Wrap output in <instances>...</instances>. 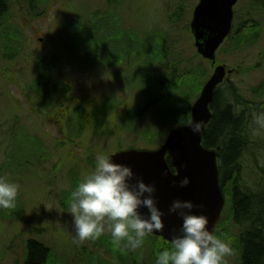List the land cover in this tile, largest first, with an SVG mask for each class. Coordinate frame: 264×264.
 Wrapping results in <instances>:
<instances>
[{
    "label": "rangeland",
    "instance_id": "374dc122",
    "mask_svg": "<svg viewBox=\"0 0 264 264\" xmlns=\"http://www.w3.org/2000/svg\"><path fill=\"white\" fill-rule=\"evenodd\" d=\"M5 1L11 9L9 19H12L16 26L23 24L25 29L19 34L22 37L19 44L11 47L20 50L21 58L15 64L0 61V67L10 68L9 73L4 76L7 77L5 81L0 77V176L19 184L15 207L8 209L11 219L2 218L0 213V264H23L26 243L29 241L43 243L51 249L53 259L49 264H72L73 260L79 257L78 254L85 256V252H90L92 255L86 256H93V259L98 261H110L109 254L104 252L106 247H99L102 240L106 246L107 243L110 244L109 251L112 254L115 251V262L123 258L118 264H131L130 256L125 257L118 252L119 247H123L126 241L117 246L108 238L110 233L106 232L98 240L79 241L76 238L75 227L68 214L71 192L78 185V181L74 182L72 173L79 161L86 159L87 153L96 158L100 153L111 154L118 149H153L162 141L168 125L164 127L148 116H140L137 121L128 120L129 117L125 116L128 111L140 106V92L151 76L146 68L148 61L144 65L141 60L140 55L144 51L138 50L136 54L133 50H136L134 47L139 44L146 46L144 41L149 43L151 38L161 36L160 31L165 32L171 27L170 18L173 12L182 11L184 20L181 24L185 26L169 34L179 41L175 46L178 53H183L180 58H191L195 49L189 32V22L198 0H120L110 11L106 0H48L36 3L33 11L27 8L25 0ZM244 2L247 3L243 0L236 6V13L239 7L242 9L241 14L247 11L244 9ZM239 16L241 15L238 14L237 18ZM102 18H105V22L112 20L106 28L108 32H105L102 26L105 23ZM68 23L72 30L74 29L73 32L68 30ZM96 24L101 25L98 31L91 30V34L86 38L88 31L84 29H92L90 26L96 27ZM118 28L134 31L135 37L132 39L133 36L127 33L117 40L119 45L126 44L120 54L119 51L105 50L107 43H103L101 47L104 49L98 53L94 48L98 47L99 41L104 39L110 42L112 37L119 38L114 36V30ZM12 33L15 41L17 33ZM108 34L111 35L110 38H106ZM5 36L6 31L0 28V43ZM228 45L227 42L217 53L218 64H225L238 72L242 67L253 68L246 73L232 75L229 78L230 83L222 87L234 85L243 99L249 102L250 112L246 118L250 141L247 152L242 157L240 174L254 184L264 180V132H254L255 126L252 124V112L264 110V94L261 95L264 92V60L258 58L259 54L264 53V25L260 39L254 47L229 53ZM90 48L94 50L91 53L92 58L97 57L93 61ZM107 53V59L112 58V67L109 68L101 64ZM126 53L131 57L123 61ZM3 54L0 50V56ZM116 56L121 59L117 58L115 61L113 57ZM38 58L46 60L47 63L57 59L59 67L55 77L68 82L73 87V96L81 101L72 106L71 100L62 98L56 103L54 113L39 117L43 115L38 116L36 112L41 109L29 91V84L36 76L34 68ZM118 76H121L120 82L114 81ZM80 102H83L89 111H92L96 103L99 105L100 102H106L108 106L113 104L114 108L116 107L114 113H117L116 125L130 126L129 129L132 130L118 131L117 135L106 139L103 137H108V133L99 135L98 130L92 132L91 123L87 126L79 125L78 133L83 131L85 137L64 145L59 120L55 121V116H60V112L64 118L67 117L72 113L73 107L80 106ZM237 110L240 112L244 109L240 107ZM72 123H78L76 116L72 118ZM116 125L109 121L105 129L114 130ZM64 128L68 131L65 126ZM144 130L157 132V136L152 137L157 142L151 144L146 136L139 137L137 133ZM34 136L44 144L40 148L39 156L28 145L30 138ZM77 136L80 137L78 134ZM6 144L11 145L7 147ZM11 147L17 149L16 155H12ZM12 156H15V161L9 168L11 170H6ZM83 162L86 164V160ZM84 163L79 172V181L90 172L86 170ZM237 236L238 231L227 213L217 236L228 242L233 250L232 255L226 257L227 264H237ZM91 242L98 245L92 246ZM156 242V238L147 236L140 249L150 250V245ZM97 246L99 250L94 252ZM159 246L163 250L170 249L169 246Z\"/></svg>",
    "mask_w": 264,
    "mask_h": 264
},
{
    "label": "trees",
    "instance_id": "16d2710c",
    "mask_svg": "<svg viewBox=\"0 0 264 264\" xmlns=\"http://www.w3.org/2000/svg\"><path fill=\"white\" fill-rule=\"evenodd\" d=\"M25 1L27 2V8H29L30 11H33L39 0L37 2L36 0ZM245 1L247 3L244 2V9L247 11H245L244 14H241L242 10L239 12L241 15L239 17L241 18L238 21L237 19L239 17L236 19L237 22L235 21L236 23L233 34L231 33L228 38L229 45L227 52L229 53H234L248 47H254L258 43L262 33V26L264 25V0ZM106 2L108 11H110L115 5L119 4L120 0H106ZM10 11L11 9L7 2L5 0H0V28H3L4 31H6V36L1 39L0 50L4 52L2 57L6 64H15L21 58V54L19 49L14 50L11 47L12 45H18L19 41L22 39L19 35L20 30H24L25 28L22 26L20 28V24L16 26L15 22L12 21V19H9L11 14ZM18 15L19 14L17 13L16 16ZM183 18L184 15L182 11L179 13L174 11L170 18L171 29L169 28L165 32L160 31L159 33H161V36L157 35L154 39L151 38L149 43L144 41V44H147L146 46H141L139 44L134 47L136 48V50H133L135 53L138 50L144 51V53H141L140 55L142 56L141 60L144 65H146V62L148 61V67L146 68L151 76L149 80L143 84L144 87L142 88L144 89L140 92L142 94L140 106L128 111L125 115L126 117H129L128 120L137 121L140 116H148L150 119L160 122L164 127H166V125H168V127H174L189 122L190 106L199 94L203 83L209 77L211 70L204 61H198V58L195 55L191 58H180L183 53H178L175 46L179 41L175 38L173 39L174 36H170L169 32L180 30V28L185 26V24H181L184 20ZM102 20L105 22V18H102ZM9 21H11V24H9ZM111 21L112 20H107L103 23L102 26H104L105 32H108L106 28L110 25ZM100 26V24H96L97 28L92 25V27L90 26L92 29H84L88 31L86 32L87 35L85 37H89L91 30L98 31V27ZM67 27L70 32H73L74 29L72 30L69 23L67 24ZM75 28L78 29L76 24ZM122 29L119 30L118 28L114 30V36H119V38L116 39L115 37H112L110 42L108 41L109 44L103 39L102 42H98V47H95L94 49L99 53L104 49V47H101L103 43H107L108 47L105 50H108V52L119 51L120 54L122 48H124L126 44L123 43L122 45H119L117 40L121 39L127 33L130 36H133L132 39L135 37L134 31L127 28ZM12 32L17 33L15 41L13 36L14 33ZM110 37V34L106 36V38ZM262 50V52H264V47ZM93 51V48L89 49L91 61L97 58H92L93 56L91 53H93ZM107 56L108 53L101 64H105V66L109 68V66L112 67V58L111 60H108ZM130 57L131 55L126 53L122 60L125 61ZM259 57L261 61L264 60V53L259 54L258 58ZM117 58L119 57H113L115 61ZM119 59H121V57ZM141 60L139 61L141 62ZM58 67L59 62L55 58L51 63H47L46 60L38 58L36 67L34 68L36 76L32 78L29 84V91L31 92V96H34L41 109L39 112H36L38 116L41 114L43 115L39 117L54 113L53 109L55 108L56 103L62 98H65V100H71L72 106L81 101L73 96V87L70 86L68 82L65 83L55 77L54 74ZM102 68H104V66ZM251 69L253 68L242 67V70L239 72L246 73ZM9 71L10 68L7 66L6 68L0 67V77L2 80H6L5 78L7 77L4 76L9 73ZM8 79H10V77H8ZM113 80L120 82L121 76H118ZM263 94L264 92L261 95ZM189 97H191V99H189ZM31 102L32 100H30V103ZM80 103V106L76 105L75 108L73 107L72 113L67 117L64 118L60 112V116L57 114V116H55V121L59 120V130L64 145L85 137L83 131L78 133L79 125L87 126L91 123L92 132L98 130L99 135H104L106 132L108 133V137H103L106 139L114 137L118 134V131L132 130L131 128L129 129L130 126L116 125L115 119L117 113H114L116 107L114 108L113 104L108 106L106 102H100L99 105L96 103L94 104L92 111H89L86 106L82 104L83 102ZM248 103L249 102L244 100L239 94L234 85L225 86V88H218L211 102L210 109L212 112V119L207 126L202 144L205 148L214 149L218 153L220 183L223 182V180H230L228 183L231 184L230 182L233 180L232 177H236L241 173L242 157L244 153L247 152V147L250 141L247 128L248 119L246 118L248 112H250ZM72 106H69V108L71 109ZM239 106L244 110L239 112L237 110V108H240ZM74 116L77 118V124L72 123V118ZM63 119L64 121L62 122ZM109 121L116 125L115 129L117 130L105 129ZM64 126L68 131L65 130ZM67 126H69V128ZM77 134L80 135L81 138L77 136ZM137 134L139 137L146 136L151 144L157 142V140L155 141L152 138L153 136H157V132L144 130L143 132L139 131ZM7 139L8 138L6 137V141ZM10 145L11 144H6L7 147ZM28 145L31 146L30 148H33L34 153L39 156L40 148L44 144L42 140L34 136L30 138ZM11 148L13 149L12 155H16L18 153L17 149L15 147ZM84 160H86V164L83 162ZM84 160L79 161L80 163L77 164L76 170L72 173V175L74 174L73 178L75 183L77 181L78 183L80 182L78 180L80 177L79 172L83 163L88 171L93 170L95 167L96 160L94 156H90L87 153V157ZM14 161L15 156H12L6 166V170H11L9 168L12 167ZM75 183L73 185H75ZM68 199L69 198H64V200ZM234 204L236 207V218L244 220L246 221L245 223H247L246 228H243L242 236H238V239H240L239 254L242 258L240 259V264H264V194L251 198L236 190L234 193ZM0 213L2 218L11 219L8 209H0ZM90 244L92 246L96 244L98 245V243L93 242ZM104 244L105 243L102 240L99 247L105 248L106 244ZM107 245L109 246L110 244L107 243ZM159 245L163 246L162 243L157 244V242L150 245V250L138 248L133 251L127 248V256L132 258L129 259V261L131 264H156L157 254L163 250ZM99 247L97 246L94 252L99 250ZM118 252L123 256H126V253L121 250L120 247ZM114 254L115 251H113V254L111 255L112 261H109L108 259L98 261L93 259V256H86L92 255L90 252H85V256L78 254L79 257H76L72 264H115L123 260L122 258L115 262L113 257ZM24 258L23 264H49L53 259L51 249L43 243H38L36 241H29L26 243Z\"/></svg>",
    "mask_w": 264,
    "mask_h": 264
},
{
    "label": "clouds",
    "instance_id": "9594fccd",
    "mask_svg": "<svg viewBox=\"0 0 264 264\" xmlns=\"http://www.w3.org/2000/svg\"><path fill=\"white\" fill-rule=\"evenodd\" d=\"M252 124L254 132H264V110L252 112ZM191 126L196 133L202 130L200 122ZM112 158L98 154L94 169L71 192L68 214L79 241L98 240L107 232L115 245L126 241V247L135 251L148 235L163 231L167 214H174L182 224L173 230L171 248L157 254L156 264H227L231 245L209 230L206 215L193 212L197 205L176 199L165 213L158 206L156 185L137 178L132 167ZM189 183L187 176L179 182L181 187ZM18 194L19 184L0 176V209L14 208Z\"/></svg>",
    "mask_w": 264,
    "mask_h": 264
},
{
    "label": "water",
    "instance_id": "95a60500",
    "mask_svg": "<svg viewBox=\"0 0 264 264\" xmlns=\"http://www.w3.org/2000/svg\"><path fill=\"white\" fill-rule=\"evenodd\" d=\"M238 0H199L194 8L190 31L194 38V47L198 55L215 64V54L231 30L233 8ZM233 70L218 65L204 84L200 95L191 106L190 123L172 129L164 143L155 150H121L112 154L116 163L132 167L137 178L146 183L155 184L158 206L168 213V208L176 199L191 200L197 215H206L209 230H215L224 199L218 182L216 152L205 149L202 139L211 118L209 105L219 84L231 75ZM200 122L202 130L193 131L192 123ZM169 160V163L167 162ZM171 168L174 169L172 172ZM190 178L186 187L179 182L184 177ZM135 183V179L132 181ZM147 212L146 208L141 209ZM182 220L174 215L164 217V229L154 232L171 243L173 230H178Z\"/></svg>",
    "mask_w": 264,
    "mask_h": 264
},
{
    "label": "flooded vegetation",
    "instance_id": "af4514ba",
    "mask_svg": "<svg viewBox=\"0 0 264 264\" xmlns=\"http://www.w3.org/2000/svg\"><path fill=\"white\" fill-rule=\"evenodd\" d=\"M33 1V0H31ZM38 0H36L37 2ZM48 0H39L38 3H43V2H47ZM233 180L230 182L231 184L228 183V181L230 180H223L222 183V188L225 191V213L224 216H227V213L230 216L231 219V223L233 224V226L236 228V230L239 233V236L241 237L243 234V228H246L247 223H245L246 221L241 220V219H237L235 216V204H234V193L237 191H239L241 194H245V191L243 190L246 189L248 191H251L254 194H257L258 196H261L264 194V180L258 181L256 183H252L250 180H247L244 176H242L241 174L236 177H232ZM240 242V239H238ZM238 243V241H237ZM240 259L241 256L239 255L237 258V264H240Z\"/></svg>",
    "mask_w": 264,
    "mask_h": 264
},
{
    "label": "bare ground",
    "instance_id": "6f19581e",
    "mask_svg": "<svg viewBox=\"0 0 264 264\" xmlns=\"http://www.w3.org/2000/svg\"><path fill=\"white\" fill-rule=\"evenodd\" d=\"M243 190L245 191V195H247L248 197H251V198H253V197H257L258 195L257 194H254V193H252L251 191H248V190H246V189H244L243 188ZM239 192V191H238ZM240 193V192H239Z\"/></svg>",
    "mask_w": 264,
    "mask_h": 264
}]
</instances>
